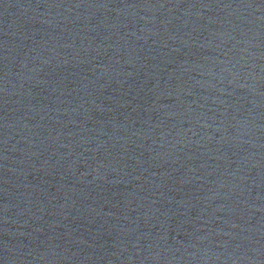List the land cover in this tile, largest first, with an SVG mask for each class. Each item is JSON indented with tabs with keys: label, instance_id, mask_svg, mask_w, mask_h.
<instances>
[{
	"label": "water",
	"instance_id": "95a60500",
	"mask_svg": "<svg viewBox=\"0 0 264 264\" xmlns=\"http://www.w3.org/2000/svg\"><path fill=\"white\" fill-rule=\"evenodd\" d=\"M0 264H264V0H0Z\"/></svg>",
	"mask_w": 264,
	"mask_h": 264
}]
</instances>
